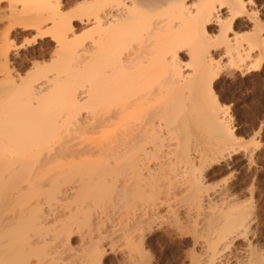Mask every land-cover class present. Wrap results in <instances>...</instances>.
Returning <instances> with one entry per match:
<instances>
[{"label": "bare ground", "instance_id": "bare-ground-1", "mask_svg": "<svg viewBox=\"0 0 264 264\" xmlns=\"http://www.w3.org/2000/svg\"><path fill=\"white\" fill-rule=\"evenodd\" d=\"M48 2L40 3V9H45ZM74 3L76 31L59 1L51 4L45 16H39L41 21L36 26L37 22L30 19L37 29H42V22L51 21L55 31L51 39L53 58L44 62L47 69L42 62L31 63V69L40 71L32 82L26 81L29 75L27 79L20 75L26 83L21 79V85L14 84L13 91L0 90L4 94L0 97V166H12H8L10 170L5 167L6 175L5 169H1L0 176V264L58 263H52L47 254L52 242L60 237L69 241L74 226L82 222L93 229L91 219L97 212L94 217L92 212L110 206L106 214L111 219L119 222L120 227L123 223L134 224L136 231L128 224L129 230H133L130 233H138L134 234L135 239L129 236V241L134 242L125 255L133 261L128 264L142 261L139 252H144L138 248V239L150 230L151 214L155 217V210L161 207L194 219L190 222L182 217L192 228H196L198 221L206 229L200 231L202 226L198 223L197 231L204 233H199L205 242L202 245L209 252L199 247L206 251V256L200 253L197 257L204 258L196 261L193 251L189 264L225 263L228 251L232 253L235 244L240 243L238 238L243 239L239 245L245 248L241 252L236 247L235 253L241 256L233 252L229 260L240 257L239 264H264V259L260 262V255L254 252L256 248L252 251L246 244L247 235L252 236L250 230L255 226L251 208L246 203L244 207V202L241 206L243 200L239 194L238 199L234 196L230 185L231 191L224 182L206 183L204 173L214 164L222 169L243 170L254 161L252 147L240 149V144L236 145L231 116L219 104L212 87L220 73L249 68L254 50L263 46L260 23L257 24L255 13L246 9L248 0ZM36 6L32 5L31 10H36ZM241 17L246 20L244 23H250L249 32H240L244 25L239 24ZM43 67L45 71L41 72ZM58 117L63 125L58 132L63 134L55 135L61 126L58 127ZM57 138L58 142H50ZM45 198L46 205H54L57 200L63 201V205L59 202L57 207L50 206L52 209L48 205V209L43 208ZM134 201L138 203L132 206ZM129 203L132 211L123 206ZM121 208L129 209L127 217L120 215ZM118 212L126 222L117 219ZM173 214L171 217L179 216ZM172 220L168 224L177 218ZM112 221H108L110 226L113 223V227H119ZM144 221L148 223L146 229L142 227ZM178 221L177 229L181 225ZM41 226L45 233L52 229L56 238L51 241V237H44L45 233L40 235ZM112 228L111 234L117 232L116 229L112 233ZM236 239L239 242L234 244ZM96 245L91 243L90 252L85 249L93 262L97 260L93 253L98 252ZM136 254L141 257L138 259ZM87 255L69 262L59 260L62 263L58 264H90Z\"/></svg>", "mask_w": 264, "mask_h": 264}, {"label": "rangeland", "instance_id": "rangeland-1", "mask_svg": "<svg viewBox=\"0 0 264 264\" xmlns=\"http://www.w3.org/2000/svg\"><path fill=\"white\" fill-rule=\"evenodd\" d=\"M23 1L25 3H23ZM43 1H45V0H0V80H1L0 82L2 83V84H0V90L1 91L2 90L4 91L5 89H7V91L8 90L13 91L14 90V84L20 86L21 81L23 79H27L28 75L30 77L28 76L29 79L26 81L32 82L35 79V77L37 76L36 73H38L39 70L34 71V69L30 68L31 66H29L27 68V67H25L26 64H29L30 62L33 63V61H35V60L38 61L39 63L42 62V64H44V62L48 63V61L51 58H53L52 57V51L54 48V43H53V40H51V39L53 38L52 33L55 31L51 28L52 27L51 21L46 20L44 23L42 22L40 24V28H42V29H37L38 26H37V28L35 26L38 23H40V21H41L40 17L43 15L45 16V14L51 10L54 3L59 1L58 5L62 9V12L68 13V15L71 17L72 25H74L73 26L74 31L77 30V26H78L77 20H76L77 19V15H76L77 13H76L75 3H74L77 0H74V1L73 0H65V1L64 0H56V2H55V0L54 1L49 0V2L47 4H49L50 8H48V5L46 4V5H44L45 9L44 8L40 9L41 7H39V5H40V3L43 4ZM50 1L51 2L53 1V2L51 3ZM28 2L29 3L31 2V4L33 6H34V4H35V6L37 5L36 7H34L36 10L33 9V11H32L31 10L32 5L29 4ZM51 4H53V5L51 6ZM253 4L251 5V7H250L251 9H250L249 4L246 3V6H248V7H246V9L248 8V10H252L255 13L256 19L258 20L257 24H258V22L260 23V24H258L259 25L258 30L260 29L259 33H260V37L262 38V36H264V18H262V16H261L260 9L264 8V4H256L254 2H253ZM40 6H42V5H40ZM46 9H48V10L46 11ZM30 19L34 21L33 23L37 22V23H35V26L33 23H31L32 21ZM244 21H246V20L245 19L243 20L241 17V20L239 19V24L242 25V23H244ZM244 25L240 26V28H241L240 32L247 31L248 27H249V29L251 27V25H250V23H248V21H247V24L244 23ZM34 29H37V30H34ZM38 31H40V32H38ZM247 32H249V30ZM28 40H32L33 43L28 45L27 47H20V45H24L25 42ZM51 47H53V48H51ZM5 50H6V52H5ZM256 50H257V52H256ZM37 54H39V55H37ZM4 55H6V57H7L6 59L4 58ZM253 56L254 57L251 58L252 62L250 64V66H248L249 68H245V69H243V71L242 70H235L233 72H230L229 74L220 73L214 79L212 87H213V93L215 94L216 99H218L219 104H221L223 107H225L227 112H229L228 114L231 116L232 127H234L233 131L235 130L234 136H236V139H237L236 145L240 144V149L241 148L244 149L243 146H245V148H247V149H249V148L251 149V147H252L251 151L255 157V158L253 157L254 161H253L252 165L250 164L251 166H246V167H248L247 169L245 166H244L245 168H243V170H242V168H239V167H237L236 170H235V168H234V170H233V168H229L230 170L229 169L228 170L231 172H229L227 169H222L221 166L218 164H217L218 167H216V165L214 164L211 167L214 169L208 168L204 171V173H205V177L207 178V179L206 178L205 179H206V181H208L206 183H209L211 185H213V184L215 185L216 183L221 184L222 182H224V184H226L228 186V188L230 185V187L233 189L232 191H235L234 196L239 194L238 196L240 197V200L241 199L243 200V201L241 200L242 201L241 206L243 205V202H244V205L246 203L251 208L250 209L248 207L246 209L252 210V212H253L252 215L255 217V218L253 217L254 218L253 221L255 220L253 222V225H255V226L253 227L254 229L251 228V230H250V231L253 230L251 232L252 236H250L248 233L246 244L249 247V249H252V251H253V249L256 248L254 250V252H256V254L258 253L260 255L259 260H260V262H263L264 255L257 252V250L259 251L261 249H264V218L261 217V215L259 214V211H258V209L261 207L262 202H264V138H261L259 127L253 128V123L256 120L260 119L261 114L264 113V104H262V102H261L262 97H264V42H263V46L261 49L257 48L254 50ZM54 64H55V62H54ZM2 65H4V68L2 67ZM44 66L46 67L48 65L44 64ZM51 66H52V64H51ZM45 67H43L41 72L45 71V69H44ZM1 69L5 72L1 71ZM46 69H47V67H46ZM20 75L22 76V78L25 76L26 77L22 79ZM7 79H8V81H7ZM15 81L19 82V84L17 82L15 83ZM23 81H22V83H26L25 81L24 82ZM7 91L5 93L10 94V92H7ZM250 93L252 95L251 100L248 99V96ZM1 96L3 97L4 94L0 92V97ZM61 117L64 118L63 115ZM62 118H59V117L57 118V120L59 119L58 127L61 125L60 128H58V130H56L57 128H55L53 126V129L56 130L55 131L56 133H54L55 135L60 133L58 131H61L60 129L63 127V125L61 123ZM56 123H55V125H57ZM261 123H264V120H262ZM60 134H63V133H60ZM70 134H71V136H73L74 132H70ZM44 140L45 139H43V142L41 141L43 145L45 144ZM57 140H59V138L53 139L52 141L50 140V142L54 143V141H57ZM41 142L39 140V143H41ZM8 166H11V164L8 163V165H7V163H5L4 165L2 164L0 166V176L3 173V172H1V169H2V171H3V169H5L4 175H6V170H8V169L10 170V168L12 167L11 166L8 168ZM5 167L8 169H6ZM241 167H243V166H241ZM209 169H210V171H209ZM231 188H229V190ZM238 196H236L237 199L239 198ZM47 199H46L45 204L43 203L44 205L42 207L43 208L46 207L48 209V207H47L48 204L46 205ZM137 200H139V199H137ZM140 200H139V202H140ZM240 200H239V202L241 203ZM50 201H52V200H48L49 203H50ZM141 201L144 203L146 201V199L141 200ZM59 202L61 203L63 201L57 200V202L55 201L54 205L51 202V205H48L49 209L51 208L50 206H52V205L54 207H57V203H59ZM135 203H136V201H134L132 206H135L138 202L136 204ZM58 205H60V204H58ZM61 205H63V203H61ZM129 205H130V203L126 206L125 205H123V206L124 207L128 206L129 209L131 210V207ZM53 206H52V208H54ZM120 206H121V204H120ZM110 207L109 208L106 207L103 210L101 209L102 207L101 208L98 207V209H95V211L92 212V214H94V212L98 213V214L95 213L96 216H95V214L94 215L91 214L93 217L95 216L94 219H91V220H94L93 221L94 223L91 224L93 226V229L91 228V230H90L89 226H86L88 223L86 225L84 223V225H83V222H82V224L80 223L81 225L74 226L75 227L74 232H72L71 235H69L70 238L68 237L69 241H67V242H65V240H63L62 237L55 239L56 237L54 238V236H53L54 231L53 232L50 231L52 229H49V230L46 229L47 231L45 233V228L42 229V226H41V228L38 227L39 229L42 230V233H40V235L45 233L44 235H46V236L43 235L45 238L47 237V239H48L51 237L50 238L51 241H53L52 237L55 239L51 244L53 246V247L51 246L53 249L48 248V250H47L48 256L51 259H53V261H54L52 263H55V260H56V262L58 261V263H62L60 261L69 262V261H72L71 259H81L82 256H84L85 254L87 255V253L90 252L89 251L90 248H88V247L91 246V243L97 244L96 246L99 247V248L96 247L98 249L97 253H96V251L93 252L94 255L96 256V258H95V259H97L96 261L100 262V261L106 259L107 264H128V263H130L131 259L128 261L130 256H128V258L126 256V258H125V255H127L129 253L128 251L130 250L129 247H131L132 241L134 242V240L132 238L135 239V236L138 233L136 234L134 232L133 234H131L133 230H129V226H131L130 227L131 229L133 226V229H135V231H136L134 224L131 223L132 225H130L129 223H127V225H126L123 223L124 228L126 227L125 230H123L124 228H123V226L120 227L121 225H119L120 224L119 222H117L116 220H113L114 218L111 219L108 216L110 214H108V215L106 214L110 210ZM244 207H246V205ZM103 208H104V205H103ZM132 208L134 209V207H132ZM254 208L257 209V211H254L253 210ZM123 209L125 210L127 208H123ZM129 209L126 210L127 213L129 211ZM163 209L165 210L164 207H161L158 210H155V213H156V211H158V213L155 214L156 216L161 213L160 215L157 216L158 218L156 216H155L156 217L155 218L154 216H152L154 214H151V217H153L152 218L153 220L150 219L151 218L150 217L147 222H149V224H150V221L152 220L153 222L151 221V224H153V226L150 224V227H149V225H148V227H149L148 229H150V230H148L147 233L145 232L146 236L144 237L145 234L143 233L142 239L141 240L138 239L140 244H141V246H139L138 248L140 250V247H141L142 248L141 250H143L144 254H142V251L139 252V253H141L140 255H142V257L140 255L138 256L136 254V256H138V259H139V257L142 258V261H140V263H139V260H138L137 263L141 264V262H142V264H189V260L193 257V256L191 257V253H193V251L196 252V253H193L194 256H196V261L201 262L202 259L206 256V253L209 252L208 250H206L207 247L202 245L205 242H202V240L204 241V239H201V237H200L201 236L200 234L202 233L200 231L202 228L204 229V226H202L200 222L196 221L195 223H197V226H196L197 229L194 227L196 230H192L194 228H192L191 224H189L185 220H188V221L190 220V222H193V221H195L194 219H193V221H191L192 219L190 217H189V219L187 217L185 218V216L182 213L175 212V209H174V211H171L172 210L171 209L170 212L176 213L175 216H177V215H179V216L171 217L174 214L171 213L170 214L171 216H169L170 212L167 210V212H169V213H167L166 210L164 211ZM104 210H106V211H104ZM162 210H163V212H162ZM126 211H123L121 208L120 213L121 212L122 213L120 215L121 216L123 215V217L124 216L127 217ZM165 213H167V214H165ZM117 214H118V216L116 214L114 216H117V219L119 221L123 220L124 222H126L124 220L125 218L124 219H123V217L119 218V216H120L119 212ZM106 215L108 217H106ZM169 217H171L170 218L171 221L174 220V219L172 220V218H177L176 222L178 221V219L179 220L181 219V221H183L184 219L185 220L183 221V223H180V221H178L181 225L180 226L178 225L179 229H177V225H176L177 223L176 222H169V224H168L167 221H170ZM182 217H184V219ZM107 218H109V220ZM165 219H166V221H164ZM108 221H112V222L115 221L114 224L118 223L120 228L119 227H113L112 226L113 223L111 224V226L113 227L112 228L109 225L110 223H108ZM122 222H121V224H122ZM144 222H145V226L142 225V227L143 228L145 227L144 229H146L147 228L146 224H148V223L146 221H144ZM165 223H167L169 225V227ZM170 223H172V224L174 223L173 226H175L176 228L173 227L172 224H170ZM184 223H186V224H184ZM198 223H200L199 227L202 226L200 228V231H197L199 229ZM128 224H129V226H128ZM156 224H158V225H156ZM118 225H115V226H118ZM77 226H78V228H76ZM109 227L112 228V231H111L112 233H114L113 230L117 229V232L115 231L116 234L115 233L111 234ZM38 228H36L37 229L36 231L41 232V230H39ZM162 228H163V230H162ZM77 229H78V231H77ZM126 229H127V231H129L128 234L131 232L130 233L131 235L127 234ZM167 229H169V230L167 231ZM92 230H95V231L92 232ZM120 230L124 231V232H122V234H121ZM178 230H180L182 233L178 232ZM125 231H126V234L128 235V239H126L127 235L125 234ZM169 231H170V233H169ZM193 231L197 232L194 234V236H196V234H197V236L195 238L193 236ZM204 231L206 232V229H204ZM137 232H138V230H137ZM123 233L125 236L123 235ZM134 234H136V235H134ZM202 234H204V233H202ZM198 235H199V238H197ZM129 236H132V238H131L132 241L130 240L131 242L129 241V238H130ZM203 236L204 235H202V237ZM122 237H125V238H122ZM143 237H144V239H143ZM196 238H197V240H199V242L196 240V242L198 244L201 242L202 243L198 245L195 242L196 244L194 243V245H193V242L195 241ZM83 239H85L86 241L84 240V242H83ZM88 239L90 240V243H89ZM238 239L243 241L242 238H238ZM238 239H236L233 243L235 244L236 241L239 242ZM80 240H81V242H80ZM92 240L95 242H91ZM96 240H98V241L96 242ZM124 240H126V242L128 241L130 243V246H128L126 242H125L126 243L125 244ZM135 241L137 242V240H135ZM142 241H143V243H142ZM241 241H240V243L235 244L234 250L232 249L234 247L233 243L230 245V248H231V246H233L231 248L232 253L233 252L235 253L236 247H238V251L242 252L243 248H245V247H240V246H242V245H239V244H241ZM62 242H64V243H62ZM134 244L136 245V243H134ZM246 244L244 242L243 245L246 246ZM82 245H85V246H82ZM201 246L207 252L205 250L203 252V250H201L202 249ZM252 246H254V247H252ZM199 247H201V249ZM250 247H252V248H250ZM230 248H228V250H230ZM81 249H82V251H81ZM85 249L89 252H86ZM100 249H101V251H99ZM135 251L133 249V253H136ZM99 252H101V254L103 252L104 254L101 255V254H99ZM122 252H124V253H122ZM200 253H202V254L205 253L204 257H202L203 255H201V259H199ZM230 253H231V250L228 251L227 254L230 256L232 254V253L231 254ZM89 254L87 255V257L90 256ZM196 254H198V255H196ZM236 254L239 255L240 253L238 254V252H237V253H235V255ZM258 254H257V256H259ZM79 255L80 256L82 255V256L80 257ZM99 255H100V257H99ZM235 255L233 254L234 257H235ZM253 255L256 256L255 253H253ZM48 256H47V258H48ZM75 256H76V258H74ZM197 256H199V258ZM229 256L226 257L225 263H223V264H226V262H228L227 264H229V263L232 264L233 259L235 261V264H237L238 261L240 260L239 259L240 257H237V259H236V257L235 258L231 257L230 259H232V260H229ZM240 256H241V254H240ZM87 257H85L84 259H87ZM90 258L91 257H89L88 259L90 260ZM51 259H49V260L51 261ZM68 259H70V260H68ZM91 260L89 261V262H92L90 264H95V263L99 264V262L97 263L96 261L93 262V260L92 261ZM191 260H190V262H191ZM193 260H195V259H193ZM236 261H237V263H236ZM58 263H56V264H58ZM135 263H136V260L133 264H135Z\"/></svg>", "mask_w": 264, "mask_h": 264}, {"label": "snow or ice", "instance_id": "snow-or-ice-1", "mask_svg": "<svg viewBox=\"0 0 264 264\" xmlns=\"http://www.w3.org/2000/svg\"><path fill=\"white\" fill-rule=\"evenodd\" d=\"M253 2L256 3V4H264V0H248L249 7H251ZM260 12H261L262 18H264V8H261ZM32 43H33L32 40H28V41L25 42L24 45H20V47H27L28 45H30ZM37 55H39V54H37ZM29 66H31V62L29 64L25 65V67H29ZM248 99L249 100L252 99L251 93L249 94ZM261 102H262V104H264V97H262ZM221 111H226V110L222 108ZM262 120H264V113L261 114L260 119L256 120L253 123V128L259 127L260 128L261 138H264V123H261ZM253 210L257 211V209H255V208ZM258 211H259V214L261 215V217L264 218V202H262L261 207L258 209ZM259 251H260L261 254H264V249H261ZM101 255H103V254H101ZM99 264H107V260L104 259V260L100 261ZM233 264H235V261H233ZM245 264H246V262H245Z\"/></svg>", "mask_w": 264, "mask_h": 264}]
</instances>
